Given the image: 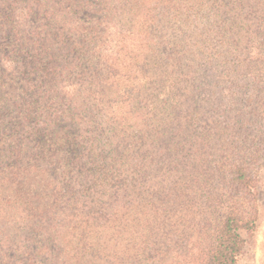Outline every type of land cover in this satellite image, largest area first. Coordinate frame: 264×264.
<instances>
[{
    "label": "trees",
    "instance_id": "16d2710c",
    "mask_svg": "<svg viewBox=\"0 0 264 264\" xmlns=\"http://www.w3.org/2000/svg\"><path fill=\"white\" fill-rule=\"evenodd\" d=\"M14 1L1 12L16 15ZM158 2L162 17L140 10L120 34L116 75H87L114 88L109 98L58 85L59 35L46 47L40 29L25 35L36 47L27 67L37 98L23 113L32 147L15 137L0 169V264H238L259 222L264 0ZM21 31L0 23V39ZM8 54L0 49L5 64ZM46 162L56 173L36 193Z\"/></svg>",
    "mask_w": 264,
    "mask_h": 264
},
{
    "label": "rangeland",
    "instance_id": "374dc122",
    "mask_svg": "<svg viewBox=\"0 0 264 264\" xmlns=\"http://www.w3.org/2000/svg\"><path fill=\"white\" fill-rule=\"evenodd\" d=\"M12 1L14 0H0V9L7 8L8 3H12ZM14 2H16L13 4L16 15L8 14L9 17H7L8 15L6 16L0 10V23H4V30L21 29L23 32L19 40L10 39L7 41L6 36L0 39V49L6 47L9 52L8 56L5 57L6 64L5 60L3 61L4 57L0 55V65H5L4 69L9 71L0 78V169H3L10 161L9 157L7 158V151L9 152L10 144L15 142V137H20L23 140L26 149L32 147L31 140L27 138L31 124L25 120L23 113L27 109L32 111L31 103L37 98L35 94L37 90L34 91L28 85V81L32 77H36L37 74L32 76L30 68L27 67L31 57L29 53L31 52L32 55L36 47L23 46V39L26 34L37 33L40 29L39 33H42V36L36 40L45 47L46 45L52 46L53 38L59 35L57 43H54V48H59L57 52L61 67L57 77L59 86L64 87L66 85L70 89L72 87L70 92L78 95V97L89 98L93 96L92 94L100 91L99 94L102 97L104 95L109 98L114 88L91 84L88 82L87 75L96 69L101 74L102 80L100 82L106 84L103 77H108L109 73L116 75L119 67L121 69V65L118 64L121 63L126 52L124 50L125 41L120 34L126 33V30L130 28L129 24L133 18V13H139L141 10L145 12L144 15L146 16L145 9L150 7V10L162 17L160 14L162 4L158 0H147L148 7L144 1L137 3V0H16ZM27 6L30 7V10H26ZM21 14L26 15L24 22L17 18ZM18 23H23L24 26H20ZM97 30L104 32L97 33ZM256 31L258 30L250 29L257 40L259 37L256 35ZM104 34L106 35L101 37ZM99 39L102 41L99 42ZM144 44L140 42L142 50ZM244 45L242 42L241 46ZM257 46L262 48L260 44ZM93 47H96V53L101 54L100 58H104L103 65H106L107 68L104 69L100 66L99 58L95 59L90 54ZM137 49L139 50V48ZM89 61L93 63L91 64L92 69H89V63H91ZM111 63L113 65L110 67ZM256 75H258V70L254 71L252 79H255ZM68 125L71 126L72 130L75 129L71 122ZM93 133L95 134V132ZM13 134L14 136H12ZM98 138L102 139V134ZM97 141V149H100L99 140L97 139ZM65 155V152H62L61 158ZM40 167L43 171L34 173L32 180L35 181V184L32 183L36 193L42 192L41 179L44 175L56 173L55 166H51L48 162L40 164ZM63 173L67 175L69 168L58 173L59 180L63 179ZM5 195L10 197L9 203H14L12 204L14 218L20 216L22 212L17 211L21 208L19 202H13L11 192ZM7 207L6 204V210ZM258 213V227L254 233L248 235V243L238 264H264V167L259 182Z\"/></svg>",
    "mask_w": 264,
    "mask_h": 264
}]
</instances>
